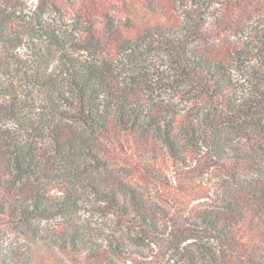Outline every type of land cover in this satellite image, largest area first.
I'll list each match as a JSON object with an SVG mask.
<instances>
[{
	"label": "trees",
	"instance_id": "obj_1",
	"mask_svg": "<svg viewBox=\"0 0 264 264\" xmlns=\"http://www.w3.org/2000/svg\"><path fill=\"white\" fill-rule=\"evenodd\" d=\"M188 1L197 9L186 10L189 21L181 26L160 0H36L34 5L0 0V47L16 51L30 42L35 52L29 63L6 51L0 55V75L20 78L31 94L41 90L45 97L41 104L32 103L31 95L20 97V86L0 79V216L5 221L45 234L76 262L87 264L101 252L90 246L75 218L74 191L93 194L103 202L97 208L153 231L151 210L116 166L134 159L168 169L163 144L170 161L185 167L187 157L174 133L192 145L190 153L201 155L197 148L205 141L206 126L209 143L204 147L222 178L214 181V204L194 212L191 223L199 236L182 254L190 264H264V63L251 68V89L240 91L230 76L231 53L218 41L229 31L250 30V23L264 16V0H222L209 23L204 0ZM140 3L154 10L160 5L168 21L162 26L160 20H139ZM254 29L264 56V28ZM209 39L218 47L215 55L196 48ZM157 51L173 56L181 75L202 83L201 94L213 100L206 116L181 115L132 87L136 77L148 73L141 64ZM127 58L137 65L136 76L124 82L120 61ZM141 84L146 91L153 89ZM58 177L71 186L62 198L45 188V181ZM60 215L68 221L58 230L36 222ZM33 260L11 245L0 248V264Z\"/></svg>",
	"mask_w": 264,
	"mask_h": 264
},
{
	"label": "rangeland",
	"instance_id": "obj_2",
	"mask_svg": "<svg viewBox=\"0 0 264 264\" xmlns=\"http://www.w3.org/2000/svg\"><path fill=\"white\" fill-rule=\"evenodd\" d=\"M29 4H35L36 0H27ZM162 4L167 0H160ZM222 0H204L207 22H213L215 15L221 9L219 2ZM171 13V18L176 19L183 26L188 22L189 17L186 10L193 12L197 9L196 5L188 0H176L167 2ZM139 20L151 21L160 20L162 26L168 20L164 17V9L159 5L154 9L143 6L140 3ZM54 17V15H52ZM68 23V22H66ZM248 31H229L222 34L219 46L225 47L230 53L231 69L230 76L235 86L243 92L251 89L255 82L254 74L251 68L261 67L264 63V56L253 39L254 28L261 30L264 28V16L255 18L250 23ZM196 48L205 54H214L218 52V47L212 40H202L196 43ZM33 44L28 42L16 51H8L0 47V55L17 52L20 58L31 63L35 59V52L32 49ZM225 51V50H224ZM149 56L146 64H141L148 69V73L142 72L141 78L133 88H140L139 96L155 100L159 105H168L181 115L198 114L206 116L212 107V101L207 95L201 94L205 88L197 78L181 75L175 59L167 52L157 51ZM237 54H240L238 57ZM129 58L120 61V71L123 73L124 82L130 81L129 76H136V66L129 63ZM147 78V79H146ZM3 81L12 80L20 86V97L29 94L34 97L32 103L41 104L45 99L44 93L35 91L31 94L30 88H25V83L20 78L13 79L10 76L3 77ZM162 79V80H161ZM173 80L175 82H173ZM141 82H147L153 87L146 91L141 87ZM11 126L8 123L7 126ZM12 127V126H11ZM202 132L206 133L204 142L198 144L197 155L189 152L192 147L186 141V138L174 133L177 139H180L182 146L180 149L187 157L185 167L172 163L167 153L165 145L160 144L162 154L169 158L170 167L163 169L158 166L143 165L134 159L120 162L116 168L125 179V183L135 188L137 193L145 202L147 208L152 212L155 220L156 229L146 231L139 229L134 222L123 219L116 212L107 209H99L97 206L103 204L101 200L95 198L91 193L78 191L73 194L75 202L73 203V212L76 219L81 223L89 238V244L92 247H98L101 256L97 259L87 260V264H103L106 260H112L116 264H190L182 254L183 248H192L191 245L197 240L199 231L193 222L194 212L205 210L214 204L213 192L216 189L215 180L221 179L219 173L212 165L208 156L207 146L209 137L207 133L210 128L202 126ZM178 133V132H177ZM238 142L237 135L233 136ZM203 149L204 152L201 151ZM206 152V153H205ZM63 165H60V168ZM46 191L50 196H66L64 192L71 188L62 177L53 181H45ZM73 188H76L73 186ZM124 196V195H123ZM68 219L63 216L38 219L45 230H58L61 226H66ZM117 244L126 250L137 251L139 255L122 253L110 244ZM4 245H11L19 252H27L34 258L31 264L39 261L41 264H79L74 260L71 252L62 249L49 240L45 234L36 235L23 228L9 224L0 216V248Z\"/></svg>",
	"mask_w": 264,
	"mask_h": 264
}]
</instances>
